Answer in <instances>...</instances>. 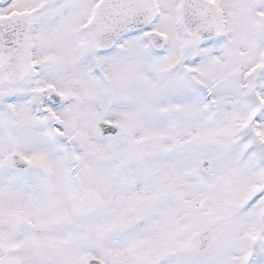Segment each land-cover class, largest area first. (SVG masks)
<instances>
[{
    "label": "snow or ice",
    "instance_id": "obj_1",
    "mask_svg": "<svg viewBox=\"0 0 264 264\" xmlns=\"http://www.w3.org/2000/svg\"><path fill=\"white\" fill-rule=\"evenodd\" d=\"M0 264H264V0H0Z\"/></svg>",
    "mask_w": 264,
    "mask_h": 264
}]
</instances>
